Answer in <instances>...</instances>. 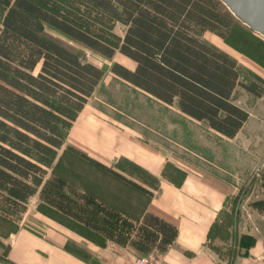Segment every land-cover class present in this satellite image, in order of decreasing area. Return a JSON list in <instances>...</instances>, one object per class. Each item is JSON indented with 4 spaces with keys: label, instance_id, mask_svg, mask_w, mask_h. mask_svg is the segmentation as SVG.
I'll return each instance as SVG.
<instances>
[{
    "label": "trees",
    "instance_id": "obj_1",
    "mask_svg": "<svg viewBox=\"0 0 264 264\" xmlns=\"http://www.w3.org/2000/svg\"><path fill=\"white\" fill-rule=\"evenodd\" d=\"M88 1L126 23L118 49L135 68L114 62L112 74L162 104H176L183 115L223 138L237 136L250 114L233 102V93L240 87L262 98L264 77L252 71V79L242 81L238 60L206 39L210 33L226 40L233 30L234 16L220 0ZM0 24V223L21 220L63 147L153 196L158 179L136 163L120 158L109 167L66 145L105 73L50 37L47 27L106 59L114 57L115 48L40 0H14ZM178 234L176 226L145 213L129 244L140 256L162 255Z\"/></svg>",
    "mask_w": 264,
    "mask_h": 264
},
{
    "label": "rangeland",
    "instance_id": "obj_2",
    "mask_svg": "<svg viewBox=\"0 0 264 264\" xmlns=\"http://www.w3.org/2000/svg\"><path fill=\"white\" fill-rule=\"evenodd\" d=\"M13 1L0 0V23ZM40 1L59 17L115 48L114 57L106 59L57 30L46 29L50 37L76 52L83 61L104 70V78L90 99L95 114L130 127L161 152L167 165H197L237 187L229 211H223L211 232V247L219 264H235L238 256H243L255 242L254 233L259 235L257 230L262 227L260 232L264 234V96L256 98L239 88L234 99L243 101L252 118L238 140L223 138L205 123L183 115L176 104H162L111 73L114 62L133 69V63L118 49L126 29L121 18L88 0ZM222 9L226 10L224 6ZM233 21V30L226 40L210 33L206 39H215L236 57L242 81L249 82L252 71L264 77V37L252 34L235 17ZM77 177L90 179V184H82L81 188L97 189L99 196L113 186L107 174L62 149L21 220L12 225L0 223V264H15L10 248L19 232L49 237L85 261L106 264L96 258L95 251L102 250L106 238L112 235L110 229L121 217L105 213L77 215ZM90 240L98 245L96 250L89 246Z\"/></svg>",
    "mask_w": 264,
    "mask_h": 264
},
{
    "label": "crops",
    "instance_id": "obj_3",
    "mask_svg": "<svg viewBox=\"0 0 264 264\" xmlns=\"http://www.w3.org/2000/svg\"><path fill=\"white\" fill-rule=\"evenodd\" d=\"M211 42L221 48L215 39ZM247 59L251 62L249 57ZM129 61L133 63V69L130 70H134L135 63ZM239 88L235 89L232 100L247 110L250 117L237 136L229 140H238L252 118V113L243 101L234 99ZM90 101L74 123L66 145L77 148L109 167H113L120 158H126L146 169L159 181L156 191L140 181L153 191V196H147L107 175L113 186L107 187L99 196L97 189L81 188L82 184H90V179L77 177V215L97 216L105 213L121 217L119 223L110 229L112 235L106 238L100 252L96 250L98 245L90 240L89 246L96 250V258L106 264H134L140 255L130 246V240L144 214L152 213L179 230L176 240L164 254L159 255L166 264H219L211 247V232L221 220L223 211H229L237 187L197 165H167L161 152L139 138L130 127L109 122L95 114ZM81 194L84 196L81 197ZM257 231L259 235L254 233L255 242L243 256H238L235 264H264L262 227ZM10 258L15 264H93L49 237L20 232L15 234L11 242Z\"/></svg>",
    "mask_w": 264,
    "mask_h": 264
},
{
    "label": "water",
    "instance_id": "obj_4",
    "mask_svg": "<svg viewBox=\"0 0 264 264\" xmlns=\"http://www.w3.org/2000/svg\"><path fill=\"white\" fill-rule=\"evenodd\" d=\"M252 32L264 37V0H220Z\"/></svg>",
    "mask_w": 264,
    "mask_h": 264
},
{
    "label": "built area",
    "instance_id": "obj_5",
    "mask_svg": "<svg viewBox=\"0 0 264 264\" xmlns=\"http://www.w3.org/2000/svg\"><path fill=\"white\" fill-rule=\"evenodd\" d=\"M134 264H166V263L159 255L155 253H151L146 256H139L135 260Z\"/></svg>",
    "mask_w": 264,
    "mask_h": 264
}]
</instances>
